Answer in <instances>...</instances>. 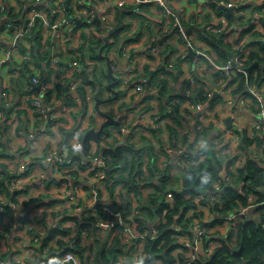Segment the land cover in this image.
Masks as SVG:
<instances>
[{"label": "trees", "instance_id": "trees-1", "mask_svg": "<svg viewBox=\"0 0 264 264\" xmlns=\"http://www.w3.org/2000/svg\"><path fill=\"white\" fill-rule=\"evenodd\" d=\"M145 5L147 4L142 3L130 6L133 9L130 16L136 19L140 26L136 33L131 36H127L126 39H123L122 33L127 31L132 23L121 22L120 10L117 14L118 24L115 25L113 29L108 31L104 26V23L99 18L92 15L93 9L91 5L88 6L87 14H82L80 17H74V9L71 6V0H66L63 11L67 16H69L68 20L69 23H72L73 31L81 25H96V38L91 42L89 58L87 59L92 63L98 61V63L103 64L100 67L98 63H94L92 67L88 66L90 71L83 70L76 72L73 77L68 78V85L70 81H79L78 93L83 105L82 108L72 111L76 120L79 121L78 123H81L89 113L88 88L91 89L94 96L104 99L103 90L108 87V85L104 86L103 82L105 79H108L110 82L112 81V77L107 71V58L110 56V49L113 46H117L119 55L123 56V45L141 40V36L144 33L142 25L146 22V16L144 17L138 9L141 8L143 10ZM208 6L212 7L215 12H217L216 16L221 14V9H218L217 4L213 1L209 2ZM32 7L33 5L31 4L25 8L23 12L20 10L16 14H13L12 10L8 7L9 13L14 18V24L22 27L26 26L28 22L27 11H29ZM37 7H39L38 4ZM125 7H129V5L127 4ZM77 8H82V5H79ZM126 12L127 11H124L123 13V19H127L128 15ZM211 15L212 14L209 12L206 14L204 22L197 24L198 27H202L200 32L201 37L207 40L213 50H216L219 53V57H222L223 62H226L231 58V53H234L235 55L242 54L246 55V68L252 64H254V66L248 70V82L246 74L244 73L228 75L223 71H216L213 72L211 74L212 76L207 78L206 81V77H199L197 74L199 86L196 88L195 97L198 101L205 103L212 109L220 100H222L223 94L220 91H217L216 93H220L221 95L212 101V97H209L207 94L208 89L211 87L209 83L214 82L219 89L220 87H223V83L226 82L224 87L226 89H231L234 96H243L245 98L252 99L254 103V111L257 112L258 109L255 107V103H258V101L249 90L248 84L262 86L264 83V40L259 42H249L245 46L235 47L229 41H225V39L230 35L228 29L234 22L232 15L227 13L229 21L223 32L218 31L216 29L217 25L211 23ZM50 16L52 17V20H55L58 17V14L54 13ZM161 19L162 22H160V26L162 27L158 30V33L165 34V32H163V26L167 23L169 18L161 17L160 20ZM3 21L4 18L2 17V12L0 11V29L5 27V23H3ZM170 21V29L174 32H180L177 25L174 24V21L172 19ZM207 25H212L213 28L207 29ZM253 26L254 23L251 28H253ZM148 27L150 28L148 31L155 28L150 25H148ZM32 31L33 38L31 42L33 46L31 59L25 60L20 66L16 65L14 71L19 73H29L31 75V68L29 64H33L42 71L43 79L47 73V80H49V77L56 71L54 68H51L50 62L51 57L55 52L53 38L49 40L46 47H44L42 42L44 20L41 17L37 18L36 25L33 27ZM112 31L113 34L110 36L109 41L106 42V35ZM186 32L189 36L190 31L187 30ZM254 34H260V31H254ZM36 35L37 37L35 38ZM181 37L182 41H184V35L181 34ZM169 38V35L165 34L164 37L151 41V45L148 48V58L151 60H157L160 57L168 69L179 70L178 77L174 80V83H176L183 73L181 64L184 60L189 59V57H187L184 52V54L180 57L174 58V67L171 68L169 60L174 56L177 48L173 42H169ZM240 39L241 37L235 41V45L239 43ZM0 43L5 45V43L1 40ZM80 46L81 45H75V47L69 50L67 58L61 55L64 59L62 61H64L65 65L68 64V61L72 62L75 60H78V62L81 63L83 62L84 64L86 63L85 56L76 54L77 47ZM247 51H249V53H247ZM21 52L25 53L26 47L22 46ZM111 65L116 67L118 62L112 59ZM98 69L101 70V76L96 80L95 74ZM142 75L143 74L139 73L140 78L143 77ZM149 76L150 70L146 72V75L144 74V77L148 78ZM99 82H102V84H99ZM170 84L171 81L169 78L157 79V73H155L152 78H150L147 90L149 91L152 89V86L157 85L159 87V89H157V97L144 94L143 100L147 101L148 105L141 109V111L147 112L152 110L153 107L156 108V106L151 104V101L156 99L160 103L161 109L157 111V114L152 115V117L155 118V121L159 122L161 119H167V117L172 116L173 125H166L167 129L170 131V138L167 145L168 147H166L159 139L153 143L152 140L146 137L143 133H141L138 140H135V136L137 135L136 132L140 128L146 132H151L153 128L152 124H135L130 126L131 130L126 134L123 141L116 144H110L109 146H100L97 153H91V142L93 140L101 141L106 137L112 136V132H110L108 126H106L100 138L89 136L87 148L84 152L82 148V152L78 153V158L81 159L84 156L92 161V158L96 154L100 153L107 157V169H109L107 185L112 192L116 189V187L122 186V197L126 198L125 193L128 195V208L132 206L133 201L130 195L134 193L140 208V213L136 215V222H138V228L141 231L148 229L147 225L149 221L156 219L158 216L166 217L163 219L162 223L157 226L159 230L158 235L152 237L147 235L145 238V251L148 254L146 257V263L153 264H184V260H179L176 256L172 255V251L177 247H180V244L174 243L177 240L176 234L179 233V230L175 228V224H173V222H177L184 230L189 231L188 229L191 228L189 223L204 215V211L194 212L191 217L188 219L186 218L187 213L191 209H196L198 207V203L195 201L196 197L201 193L205 194L216 190L215 184L221 178L223 171L228 170L232 172L234 174V179L231 182L223 180V185L220 190L222 196L218 201L214 202L211 208L214 212H220L221 214L234 212L240 207H248V211L244 216L238 219L237 227L234 230L227 235H222L221 237L219 236L221 245H219L217 251L213 253L208 260H202L199 264H243L244 260H246L245 264H264V149L263 152H261L260 149L262 140L258 136H250L246 128L237 129V132L245 139L244 144H240L239 147L240 149H245L248 155L245 163L241 167L236 168L235 172H233L231 167L235 164L239 156L236 155L231 157L230 154L223 153V150L228 148V146L219 147L216 143V140L221 133L214 135L215 131L220 129L215 127L213 121L209 125L204 126L202 130L206 137L205 146L196 148V143L191 141L190 133H183L181 138H179V131L183 132L184 130V118L180 105L174 104L172 100L174 97L180 96L184 92L185 85H189V79H184L182 88H179L178 90ZM120 85L121 82L118 86ZM67 87L68 86L66 84L56 83L54 86L48 88L44 96V102L54 106L53 109L48 110V113L58 110V102L56 101L64 103V105H75L77 103L73 97L68 96ZM27 91L35 92L36 90L31 85L28 86ZM125 92L119 90V97L122 93L127 94V91ZM0 98H2V96ZM112 98L113 97H110L109 100H112ZM135 108L138 107H134L131 110ZM0 109L4 110L3 108ZM19 112L22 113L21 110H19ZM111 114L113 115V113ZM37 115H40V113ZM157 116L159 117L158 119H156ZM67 118L68 117L66 116L61 117V119ZM2 119H0V144L2 139L6 138V132L10 128L9 120L11 119V112L10 117H5L4 120ZM19 119V129L21 126H24L25 128H27V126L30 127L29 118L23 120L20 116ZM55 121L56 120L51 119L50 116L47 117V119L43 118L38 120L37 118L36 125L39 127L40 124L45 123L50 127L55 123ZM90 121L93 125H97L98 123L97 117L94 114H91ZM78 126L79 124L71 129V131L77 133ZM62 130L64 134L62 143L66 146L70 143L71 135L66 138L68 130L63 127ZM120 130L121 125L118 126V131ZM27 132H29V130H27ZM153 132L158 134L161 130L160 128H157V130ZM196 132L198 135L200 134L198 126H196ZM28 134L30 137H33L35 132ZM255 140L259 143L258 152L260 153L261 158L253 152L252 147ZM156 143L160 144V150L162 151L161 154L164 157V164L161 165L159 163L160 155L157 154L155 150ZM180 144L182 146H180ZM168 148L183 150L179 153L171 155L168 153ZM70 152L72 153L75 151L72 149ZM1 157L2 155H0V158ZM174 164L178 167L177 173H172L170 170L171 166ZM34 165L35 164L31 163L30 167L32 168ZM80 167L86 168L83 164H80ZM25 172V174L28 173L27 171ZM73 174H78V171H74ZM14 176L15 174L10 172L8 165L0 163V196L1 194L9 197L12 196L10 191V181ZM175 180L179 181L180 186L173 187L170 185V183ZM66 181L68 180H62V182ZM144 189H147V193L143 192ZM25 191L26 188H21L20 191L15 193V195L17 196L18 194L20 195L21 193H26ZM168 192H172L174 195V201L172 203L166 200ZM41 198L44 197L41 196ZM37 199L38 198L32 199V201H38ZM41 203L50 204L53 203V201L48 202L44 200ZM97 208V215H103L106 217V212L101 205H98ZM176 214H180L178 219H175ZM75 220L78 221L77 218H75ZM218 222V220L214 221L213 225ZM87 226L88 223L86 222L81 224V227ZM69 230L70 229L68 228L53 230L50 235L44 238L43 245L47 244L50 239L56 237L60 232L68 234ZM115 230V227L112 228V231ZM120 241L121 240L118 235H116L111 243L109 241H105L102 247L96 249L95 242L90 245H84L81 243V240L77 238L76 248H72L82 255L84 259L83 264H120V257L122 255ZM59 242L62 245H67L65 242ZM241 246H243V249L242 253L239 254L237 253V250Z\"/></svg>", "mask_w": 264, "mask_h": 264}, {"label": "built area", "instance_id": "built-area-1", "mask_svg": "<svg viewBox=\"0 0 264 264\" xmlns=\"http://www.w3.org/2000/svg\"><path fill=\"white\" fill-rule=\"evenodd\" d=\"M37 0H31L30 3H32L33 7L27 11V18L28 22L26 26H19L15 25L13 20L14 18L11 16V14L8 11V5L4 2L0 3V11L2 12V17L4 18L3 23H5V27L3 29H0V40L5 43L6 46L2 45L0 43V76L2 75V72L6 70V65L10 64L12 61L19 62V64H23L25 60L31 59V52H32V38H33V27L36 25V21L38 17H41L44 20V32H43V38L42 42L44 44V47L48 44L49 40L52 39V35L56 34V39L58 38L59 42L62 43V47H65L64 40L67 39L66 35L65 37L62 35V32L67 29L68 32L73 31L72 23H69V20L67 19H59L58 17L55 20H52L51 16L46 15V11L41 9L40 7H37L36 2ZM132 2L133 4L139 5L142 3H148L150 1H156L159 5L164 7L166 15H168L169 19L174 21V24L180 25L179 28L182 35H184V39L186 40L187 45L192 44L189 36L187 35L186 30H184L181 14L179 12L174 11L166 2V0H98L96 6L93 9V6L91 5L93 12L92 15L96 16V18H99L103 23L106 29L109 31L115 27V21H118L117 14L119 10L128 4V2ZM221 3H224L227 6H240L242 4H247L248 0H218ZM264 4V0H260ZM66 0H57V9L63 10L65 7ZM90 6V5H89ZM87 8L86 12H82L79 14L78 17L82 14L88 13V6H84ZM83 8V7H82ZM80 8L79 10H84ZM54 13H56V9H54ZM75 17V16H74ZM136 20V19H135ZM65 21V22H63ZM69 25L68 28H65L63 25ZM137 23V21H136ZM71 24V25H70ZM138 24V23H137ZM64 26V28H63ZM212 25H207V29H212ZM218 31L223 32L224 27H216ZM52 31V35H51ZM74 42L76 46H78L79 38L78 36L73 37ZM140 41V40H139ZM137 41L132 43H127L123 45L122 47V53L124 55H129L131 58L132 53L134 50H132L129 46L136 44ZM26 47V52H21V47ZM132 47V46H131ZM60 49L59 53L53 54L51 57V66L56 70L53 73L52 79L47 80V73L45 75V78L43 79L42 71L35 67L33 64H29L31 68V85L34 87L41 85V90H36L33 95V99L31 101V112H29L28 118L30 119V123L33 121H36V119H47V117H52V113L48 110H51L54 108L51 104H46L44 102V96L47 92L48 88L54 86L56 83L66 84L68 87L67 94L68 96L73 97L77 103L75 105H64L60 107L61 104L58 102V108H61V111L72 113L73 110H78L82 108V100L80 98V95L78 93V84L77 82L70 81L68 85V78L73 77L76 72H80L83 70L90 71V68L88 67L89 64L87 62H91L90 60L86 59V63L78 62V60L69 62L68 64H64L63 57L61 56V52L66 50L65 48ZM131 53V54H130ZM249 53V51H247ZM202 56L208 57L206 53L200 50V53H197L196 60L198 62V59L201 60ZM174 56L169 60L170 67H174ZM209 58V57H208ZM113 59V58H112ZM195 59V58H194ZM211 60L213 71H223L224 73L228 75H236L239 73L246 74L247 82L249 81L248 78V70L246 68V55L242 54H234V56H231L230 59H228L224 63L217 62L215 60ZM92 63V62H91ZM133 75V72L131 69H128L127 72L123 75L121 80V85L125 88V91H127V94L125 96L130 95L132 91V87L134 88L135 93L141 94L144 96L145 92L147 91L146 81L149 79L147 77H144L143 79L136 81L133 86L131 87V77ZM189 85L186 86L185 91L180 96H176L173 98L172 102L174 104L180 105V109L182 114L186 117L189 116L191 118V114L196 112L197 117L195 121L197 122V126L199 129L200 134L198 135L197 132H190L191 141L196 143V146L202 147L205 144L206 137L205 134L202 132L203 127L209 125L213 121V116L215 113H212L213 109L208 107L205 103L198 101L195 97L196 88L199 86V82L197 79V75L193 74L189 76ZM130 83V84H129ZM119 86V87H120ZM248 88L251 91V93L256 97V100L258 103H255V107L258 109V115L259 119L253 122L251 125L248 126V133L252 137H260L262 140V144L260 145L261 152H263L264 149V83L262 86H257L255 84H248ZM226 89V88H225ZM223 88L215 89V88H209L208 89V96L213 97L214 94H216L217 91H220L223 96L225 103H228V105L233 108V111H236L238 109H241L242 106L247 105L250 103L251 105H254L252 99L245 98L243 96L236 97L233 95L232 91L225 90ZM231 90V89H230ZM13 89L8 85H5L4 88L0 90V95L7 96L11 94ZM126 93V92H125ZM97 97L94 96V94L91 92V89L88 88V101L90 99H96ZM143 109V108H142ZM135 110L140 111V122H137L136 124H146L145 122L148 121V118L144 113V111H141V108H136ZM110 113H113V110H107ZM152 111V110H150ZM56 112V111H55ZM40 113V115H37ZM92 113H88L87 117L83 119V121L78 126L77 133L80 134V137L84 136L85 132L91 128V127H98L97 125H92L90 121V116ZM98 111L96 114V117L98 116ZM155 114L152 113L151 116ZM5 112L0 109V118L4 117ZM123 115L122 113L119 114ZM21 115L18 114V118ZM114 116V115H113ZM62 116L58 118V120L61 119ZM116 117V116H114ZM32 118V119H31ZM139 120V119H138ZM187 119L184 118L183 122L188 123ZM239 121V118H238ZM12 122V120H11ZM56 123V121H55ZM36 124V123H35ZM42 125V124H41ZM234 128L232 130V135L230 137L229 141L228 134L225 131L217 130L218 134L220 136L218 138H221V146H236V148H239L237 153H234L233 157L238 155L239 161L236 165H233L231 170L235 172L237 166H239V162L241 161L242 154H244V157L242 158V161L245 162L247 158L246 151H241L239 145L242 144V137L237 132L238 129V123H237V117L233 121ZM130 126H132L130 124ZM126 126L125 124L121 125V130L112 132V135L116 137V141L112 144L119 143L125 139V136L127 133L130 132L131 127ZM38 128V127H33ZM35 132V131H34ZM103 134V133H102ZM111 137V136H110ZM109 138V137H106ZM105 138V139H106ZM217 138V139H218ZM245 140V139H244ZM217 141V140H216ZM79 148H82V142L78 144ZM100 146H103V141H97L93 140L91 142V153L95 154L97 153V150L100 148ZM74 150L76 152V149L72 146L71 142L65 146V144L62 143V147L57 149H54L51 151L46 158H44V162L46 161L47 164H50V166L55 171V176L50 179H45L47 168L43 167L41 165L42 163V156L43 154L38 150L36 152L35 150H32L31 152H28L24 157L18 159L17 166H12L10 172L15 174V176L10 181V191L12 193V196L9 197L7 195L1 194L0 196V239L4 240L5 243L8 242H14L18 244L19 248H14L12 252L7 256L6 253H2L3 255L0 256V264H83V257L80 255L76 250H74L72 247L76 248V242L77 238L81 240V243L84 245H90L94 242H96V239H99V234H94L88 230V227H81V224L83 222L88 223L89 218H86L85 215L89 213V209L85 207V205L81 202V200L75 195L70 194L69 195V204L75 205V217L73 219H69L67 221H64L62 224H60L58 229L60 228H68L69 233H58L56 237L50 239L47 244L43 245L44 238H46L48 235L45 234L42 236V230L44 229V225L40 223H36L33 219L26 218L25 221H18L17 215L12 217V214H16L15 210L19 207V197L14 195L16 192H18L22 186H26L25 184V176H37L40 178V184L41 188L48 190V184L52 182H57L58 179H66V185H68L69 182H72L77 176H79L81 173L85 172V177L93 176L96 180L91 181V179H88L87 177L84 179V184H89V189H92L94 191V194H101L102 190H108L107 185V178H108V172L109 169H107L108 161L107 157L100 153L96 154L92 161L89 158L82 157L81 159L78 158V153L70 152L71 150ZM183 150V149H182ZM181 149H174L169 148V152L171 154H176L182 151ZM79 152V151H78ZM256 155H258L256 153ZM34 158H38L34 160ZM31 163L35 165H39V170L37 171L35 169V165L31 168ZM38 163V164H36ZM80 164H83L86 168H81ZM27 171L28 173L25 174ZM74 171H78V174H73ZM234 179V174L228 170H225L221 174V178L217 183L215 184L216 190L212 192L207 193H201L199 194L195 201L198 203V207L196 209H191L188 213L186 218L188 219L193 215L194 212H201L204 211V215L202 217L196 218L194 221L190 222L189 225H191V228L188 229L189 231L184 230L177 222H173L175 224V228L179 230V233L176 234V242L180 244V247H177L172 251V255L176 256L179 260H184V264H199L202 260H208L210 256L215 253L221 245V240H219V236L221 237V231H224V226H221V221L226 222L227 226L229 227L230 232L234 230L237 227L238 219L242 216H244L247 211L248 207H240L238 210L234 212H228V215L225 216L223 213L217 212L218 214L223 215L222 218H220L217 224L213 225V220L211 218H207L205 215V210L211 211V207L214 204V202L218 201L222 194L220 192L223 180L227 182H231ZM58 183V182H57ZM92 186H91V185ZM91 186V188H90ZM58 185L55 183L51 190H57ZM28 188V187H27ZM68 192V189H67ZM109 192H111L109 190ZM112 197V194H111ZM123 200V199H122ZM166 200L170 203L174 201V195L172 192H168L166 196ZM133 201V200H132ZM126 201L123 200V203H120L118 199L112 198L111 201H108L106 203H102L100 200H97V203L101 205V207L106 212V217L103 215L98 216L97 219L94 221L95 225L102 226L105 228H116L115 231H113L112 236L110 238V243L112 242L113 238L118 235L122 250V255L120 257V264H153V263H146V257L147 253L145 251L146 244H145V238L147 235L157 236L159 233V230L157 228L158 225H160L165 219V216H158L156 219L149 221L147 227L148 229H145L144 231H141L138 228V222H136V215L140 213V208L138 203H132V206L130 208V213L127 212L126 207ZM98 206V205H97ZM94 208L93 212L96 211V214L98 212V208ZM212 212V211H211ZM216 213V212H214ZM39 214L36 211V215ZM31 217H34V212L29 214ZM180 217V214L175 215V219H178ZM75 218L78 219L75 220ZM205 222V224H204ZM198 230L197 233L194 231ZM41 231V232H40ZM53 231V230H52ZM51 231V232H52ZM229 232V233H230ZM227 233V234H229ZM218 234V236H217ZM226 234V235H227ZM225 235V234H223ZM59 241L67 243V245H62ZM43 245V246H42ZM172 245V244H171ZM21 249V251H19ZM88 254V253H87Z\"/></svg>", "mask_w": 264, "mask_h": 264}, {"label": "crops", "instance_id": "crops-1", "mask_svg": "<svg viewBox=\"0 0 264 264\" xmlns=\"http://www.w3.org/2000/svg\"><path fill=\"white\" fill-rule=\"evenodd\" d=\"M97 1L98 0H71V6L74 9L73 16L78 17L80 13L86 12L87 8L84 6L92 5L94 9V7L97 4ZM211 1L212 0H166L168 5L174 11L179 12L181 14L182 22H184L183 24L184 30L190 31L189 38L191 40L193 47L195 48V50L198 51V53H200L201 50L204 53H206V55L212 60H215L220 63L221 62L224 63L222 61V57L221 58L219 57V53L216 50H213L209 42L201 37L200 32L202 30V27H198L197 25L204 22L206 18V14H208L209 12L212 14L211 23L216 24L217 25L216 27H224V30L227 27L229 21L227 13L232 15V17L234 18V22L228 29L230 35L225 39V41H229L235 47L245 46L249 42H255V41L259 42L261 40H264V4L262 1L248 0L247 2L250 3L251 5L242 4L240 6H237L233 11V13H231L226 9L221 8V14H219L218 16H216L217 12H215V10L212 7L208 6V3ZM1 2L6 3L8 7L12 10L13 14L18 13L20 10L23 12L25 8H27L29 5L32 4L30 3L31 0H0V3ZM36 2H37L36 5L38 4L41 9L46 11L47 16L54 14V9H56V13L58 14L59 19H63V20L69 19V16H67L63 10L57 9V0H37ZM146 4L147 5H145L143 10L141 8L138 9V11L142 15H144V17L146 16L145 17L146 22L142 25V30L144 31V33L141 36V40L137 41L136 44L131 45L132 47L129 46L132 50H134L133 52H131L133 57L131 58L129 55L120 56L118 53V49L116 48L115 50H113L112 54H110V56L108 57L110 59V62L109 59L107 58L108 66L111 64L112 58L116 62H118V65L116 67H113L114 74L119 79H121L123 75L127 72V70L131 69L133 72V75L130 79L132 84L131 87H132L136 81L143 79L144 74L146 75V72L150 70V76L148 77L149 79L152 78V76L155 73H157V79L169 78L171 81L170 85H173L176 90L182 88L184 79H188L190 75L198 74L199 77H206L205 81L207 80V78L211 77L212 76L211 74L214 72L212 68L211 60L205 56H202L201 60L198 59V62L196 60V57L195 59L190 58L188 56L189 45H187L185 39H184L185 42L182 41L180 32H174L173 30L170 29V23H171L170 19H168L167 23L164 24L163 32H166L165 34L169 35L170 37L169 42H173V44L177 48L176 49L177 51L174 53V57L175 58L180 57L181 55L184 54V52L187 55V57H189V59L184 60L181 64L183 73L179 77L178 82L174 83V80L176 77H178L179 70L168 69L164 64V62H162L160 57L157 60H151L150 58H148V53H149L148 48L151 45V41L160 39V37L162 38L165 35L163 33L162 34L158 33V30H160L162 27L160 26V22H162V19L160 20V18L161 17L169 18V17L168 15H166L164 7L162 9L161 5H159L156 1H150ZM79 5H82L84 10H79L77 8ZM128 5L129 7H125V6L122 7V8H127L126 9L127 10L126 13L128 15L127 19L126 18L123 19L124 18L123 14L122 16H120V19L122 23H132L130 28L127 31L123 32V33H128L131 36L138 31L140 24L139 23L137 24L136 20L130 16V13L133 11V9L130 6L135 4L129 1ZM253 23L254 26L253 28H251ZM148 25L153 26L155 28L153 30L148 31L150 29ZM64 26L65 28H68L69 25H64ZM254 31H260V34H254ZM239 37H241V39L239 43L235 45V41ZM54 41L56 42L54 54H56L60 52V49L63 50L62 48L65 47H62V43L59 42L58 38L56 39L54 37L53 42ZM79 44L80 42L77 45ZM94 63L97 64L98 61L93 63L87 62V64H89L90 67H92ZM98 64L100 65V67L103 65L101 63ZM16 65L20 66L22 64H19V62L16 61H12L11 64L5 66L6 70H4L2 72V75L0 76V90L4 88L5 85H8L9 88L11 87L13 89L12 93L7 96L0 95V97L2 96V98H0V108L4 109L3 106H7L10 108V112H11V119L9 120L10 128L6 132V138L2 139L0 144V155H2V157L0 158V163L8 165L9 168L11 169L12 166H17L19 158L21 159L23 157L24 159L25 158L24 156L28 152H31L32 150L36 149V152L39 150L41 154L44 155V157L42 156L41 159L42 160L41 165L47 168L45 179H50L55 176V171L50 166V164H47L46 161L44 162V158H46V156L51 151L57 149V147L58 148L62 147V139L64 135L62 127L68 130L66 138H68L71 135L70 142L72 146L76 149L75 153L82 152V148L80 149L78 144L82 142L83 138L80 137L79 133H74L71 131V129H73L80 123H78L79 121L76 120L75 116L72 113H67V112L63 113L61 111V108L60 109L57 108L58 110L52 113V117H51V119L56 120L54 126L49 127L47 126V124L43 123L42 125L40 124L38 127L35 124L36 121L34 122L32 121L30 123V127L27 126V128H25L24 126H21V128L19 129L18 127L20 126V119L18 118V114L21 115V118L23 120H26V118L30 116L29 112H31L30 107L34 92L27 91L28 86H31L30 74L22 73V72L19 73L17 71H14ZM250 66L253 67L254 64ZM51 68H53V66H51ZM171 68H173V66H171ZM152 70L154 71V73H152ZM139 73L143 74L142 75L143 77L140 78ZM52 76L53 74L49 78L52 79ZM209 84L211 85L210 88L218 89L217 85H215L214 82H210ZM225 84L226 82L223 83L222 85L223 87L221 88L225 89L224 87ZM117 86L115 85L114 88L117 89L118 91L121 90L125 92V88L123 86L120 87ZM133 87L130 95L125 96V94L122 93L121 96L119 97V93H118L117 98L114 97L115 93L112 89L109 88V86L104 88L103 98L104 100H106V102L101 103L100 108L106 111L114 109L113 115L116 116L115 118H118L120 113L123 114L120 124L118 125L109 124L112 126L109 129L110 132L113 131L116 132L118 130V126L120 125L123 126L124 124L126 125V123L127 122L129 123L131 119H132L131 125H135L137 122H140V114L137 113L138 115L137 116L136 113H134L136 108L133 110L131 109L134 107H139L142 109L148 105V102L143 100L144 96H142L141 94L133 93L134 91ZM157 89H159V87L157 85H154L152 86V89H150L149 91L147 90L145 92V95L148 94L157 97V92H158ZM225 90L231 91L230 89H225ZM220 95L221 94L219 93L217 97H219ZM110 97H113L112 100H109ZM94 103H95L94 99H90L88 101L89 113H92L94 110L97 114V111L93 107ZM151 104H153V106H156V108L153 107L152 111H147L142 113H144L147 117H150L148 118V121H146L145 123L152 124L153 126L152 131L146 132L140 128L136 132L137 135L135 136V140H138L141 133H143L146 137L151 139L153 143L155 141H158L159 139L166 147H168L167 145H168V140L170 138V131L167 129L166 125L167 124L173 125V118L172 116H169L167 117V119H161L159 122L155 121V118L152 117L151 114L152 112L157 114V111L161 109V106L158 100L156 99H153L151 101ZM212 109H213L212 113H215L213 116L214 118L213 122L215 127L219 128L220 131L225 130L227 132V130H229L227 132L228 134L227 138L229 139L230 142H232V140H230V137L232 136L230 135L232 134L231 129L234 128V125L232 127L227 126L226 118L228 116H232V122L237 117V123L239 124L237 126L238 129H244V128L248 129L249 125H251L253 122H255L260 118L258 115V111L255 112L254 106L251 105L250 103H248L245 106H242L241 109L233 111V108H231L228 105V103H225L224 96L222 100H220ZM19 110H21L22 113H20ZM3 111L6 112L5 109ZM10 112L8 117H10ZM197 115L198 114H196V112L191 114V118L189 117L190 115L186 117L183 115V118L187 119V121L191 119L192 123L183 122L184 130L182 129L183 132L179 131V138H181L183 133L196 132L197 122L195 121V119ZM60 116H66L68 118L58 120ZM5 117H7V115H4V117H1L0 119L3 118L2 120H4ZM158 118L159 117L157 116L156 119ZM104 120L105 117L98 114L97 121L99 126L102 124ZM90 124H91L90 126L93 125V123ZM33 127H38V128L34 129ZM157 128H160L161 132L155 134V132L153 131H156ZM27 130H29V132H27ZM34 131H35V135L33 137L31 136L32 137L31 138L28 133H32ZM256 140L252 147L253 152H255V154L259 150V145H258L259 143H257ZM102 141H103V146H109L110 144L116 141V137L113 134L111 137L103 139ZM205 145H206V141L204 146ZM180 146L182 145L180 144ZM232 147L234 146L228 147L225 150V152L227 153L228 150L231 149ZM196 148H201V147L196 146ZM155 150L157 154L160 155L159 158L160 165L164 164V157L161 154L162 151L160 150L159 143H156ZM168 153H170L169 148H168ZM239 158L237 159L234 165L238 163ZM36 159L38 158H34V160ZM240 160H241L239 162L240 164L239 166H237V168L241 167L245 163L244 161H242V158ZM38 166L39 165H35V169L37 171L39 170ZM170 170L172 173H177L178 167L174 164L173 166H171ZM25 177L26 178L24 179L26 186H22V188H26L25 191L26 193H21L20 195L19 194L17 195L19 197L18 198L19 207L16 208L15 210L16 214H12V217L17 215L16 217L18 221L20 220L25 221L26 218H29V220L33 219L36 223H40L44 225V229L42 230V236H44L45 234L50 235L52 230L58 229L57 226L62 224L64 221L73 219L75 217L74 211L76 206L75 205L71 206L68 202L69 195L75 194L85 205V207L89 209V213L85 215L86 218H89V222L87 226L88 230L91 232V234L92 233L99 234L100 236L99 239H96V247L98 248L100 244H103L105 241L110 242V238L113 233L112 229L94 224V221L97 219V214L96 211L93 212V209L96 208L97 205H99V203H97V200H100L104 204L108 201H111L112 198L113 199L116 198V195L119 193V191L116 192L117 189H120L121 198L124 201H126L128 195L127 193H125L126 198L122 197L123 196L122 186L116 187V189L113 192L110 190V188H108V190H102L101 194L97 195L94 194V191L92 189H89L88 187L89 184L86 185L84 184L83 181L87 177V176L85 177V172L77 176V178H75L72 182H69L68 185L62 183L61 180H59L58 183L51 181L48 184V190L41 188V184H40L41 180L37 176L32 177L26 175ZM87 178L91 179L93 183L96 180L93 176H89ZM55 183L58 185L57 187L58 189L50 191ZM109 190L111 192H109ZM144 190H146L145 192H147V189ZM41 196H43L44 198H41ZM130 196H134V193H132ZM36 198H38L37 199L38 201H32V199H36ZM44 200L48 202L53 201V203L50 204L41 203ZM126 207L128 209L127 212L130 213L131 207L128 208L127 202H126ZM210 209L212 212L205 210L206 217L211 218L213 221L219 220L220 218L215 217V213L212 210V208ZM36 211L39 214L36 215ZM32 212H34L35 215L34 217H31L29 215ZM226 224H227L226 222L221 221V226H224ZM224 229H225L224 231H221V236L223 234L226 235L227 233L230 232L228 226H224ZM5 241H7V239L4 240L0 239V256L3 255L2 253H6L7 256H9V254L12 252L14 248L20 247L18 244L14 242L5 243ZM19 251H21V249H19Z\"/></svg>", "mask_w": 264, "mask_h": 264}, {"label": "water", "instance_id": "water-1", "mask_svg": "<svg viewBox=\"0 0 264 264\" xmlns=\"http://www.w3.org/2000/svg\"><path fill=\"white\" fill-rule=\"evenodd\" d=\"M212 1H213L215 4L218 5V8H220V9H221V8L226 9V10L230 11L231 13H233V11H234L235 8H236V6H227V5H225L224 3L219 2L218 0H212ZM126 9H127V8H121V9H120V14H121V16H122V14H123L124 11H127ZM180 27H181V26L178 24V25H177V28H180ZM112 34H113V31L106 35V37H105L106 42L109 41L110 36H111ZM37 35H38V33H37ZM37 35L35 36V38L37 37ZM185 40L188 41L187 38H185ZM55 44H56V42L54 41V45H55ZM197 53H198V51L195 50V48L193 47V45H192V44H189L188 56H189L190 58L194 59L195 56L197 55ZM231 56H234V53H231ZM108 59H109V58H108ZM109 62H110V59H109ZM251 67H252V66H249V67L247 68V70H249ZM152 73H154L153 70H152ZM109 74H110V76H111L112 79H113V80L111 81V83L109 84V88L112 89V90L114 91V93H115L114 97L117 98L119 91H118L117 89H115L114 86H115V85L117 86V85L119 84L120 79L114 74V68H113V66H112L111 64L109 65ZM149 82H150V79H148V80L145 82L147 88H148ZM35 89L38 90V91H40V90H41V85L36 86ZM218 95H219V93L214 94V96L212 97V100H214ZM104 102H106V100L101 99V98H98V97L96 98V105H95V107H96L98 113H99L100 115H102L103 117H105V120L102 122V124H101L100 126H98V127H91V128H89V129L85 132V134H84V136H83V140H82V148H83V152H84L85 149L87 148V141H88L89 136H94V137H96V138H100V137L102 136V133H103L104 130H105V127H106L107 125H109V124H115V125H118V124H120V122H121V119H122L123 115H120L118 118H115V117H114L109 111H106V110H103V109L100 108L101 103H104ZM59 106L62 107V106H63V103H61ZM3 107H4V109L6 110V115H7V117H8V116H9V112H10V108L7 107V106H3ZM226 124H227V126H229V127H232V126H233L232 116H228V117L226 118ZM241 143L244 144V138L242 139V142H241ZM224 215L227 216L228 213H226V214H224ZM215 217H216V218H222L223 215L218 214V213H215ZM204 224H205V222H204ZM194 232L197 233L198 230H195ZM242 249H243V246H241V247L237 250V253L241 254V253H242ZM245 262H246V260H244L243 264H245Z\"/></svg>", "mask_w": 264, "mask_h": 264}, {"label": "rangeland", "instance_id": "rangeland-1", "mask_svg": "<svg viewBox=\"0 0 264 264\" xmlns=\"http://www.w3.org/2000/svg\"><path fill=\"white\" fill-rule=\"evenodd\" d=\"M118 24V21H115V25H117ZM96 29H97V27H96V25L95 24H91V25H81V26H79L76 30H74V31H70V32H68L67 31V29L66 30H64L63 32H62V35L65 37L66 35H68L67 36V39L66 40H64V44H65V47L67 48V50H65L64 52H62L61 53V55L63 56V57H65V58H67L68 57V55H69V50H71L73 47H75V42H74V39H73V37L74 36H78V38H79V42H80V44L79 45H81L80 47H77V50H76V54H79L80 56L82 55V56H85L86 57V59L87 58H89V53H90V49H91V42L96 38ZM166 33V32H165ZM51 35H52V31H51ZM129 34L128 33H123V35H122V38L124 39V38H126L127 36H128ZM52 37L54 38V37H56L54 34L52 35ZM66 38V37H65ZM78 42V43H79ZM117 48V46H113L111 49H110V54H112V52H113V50H115ZM107 71H108V73H109V66H108V68H107ZM110 75V74H109ZM92 76H93V74H92ZM100 76H101V70L100 69H98V70H96V74H95V79L97 80V79H99L100 78ZM105 82V83H104ZM104 85H108L109 86V84L111 83L108 79H105L104 80ZM102 84V82H99V84ZM132 89V88H131ZM133 93H135V92H133ZM135 95H137V94H135ZM94 105H93V107H94V109L97 111V109H96V107H95V105H96V99H94ZM136 111V112H135ZM134 111V113H136V115H137V113L138 114H140V111L139 110H135ZM152 113H154V112H152ZM93 114L96 116V112L93 110ZM138 116V115H137ZM135 121V120H134ZM213 121H214V119H213ZM131 122H132V119L129 121V123L127 122L126 123V125L129 127V125L131 124ZM190 123H192V120L190 121ZM55 125V123L52 125V126H54ZM108 126V128L110 129L112 126L111 125H107ZM227 130V129H226ZM225 132V131H224ZM218 133V131H216L215 133H214V135H216ZM216 143L218 144V143H221V138H218L217 139V141H216ZM218 146L219 147H221V145L220 144H218ZM227 149V148H226ZM225 149V150H226ZM236 149V150H235ZM225 150H223V153H225V154H230L231 155V157H233V155H234V153H237L238 152V150H239V148H236V146L235 147H232L231 149H229L228 150V152L226 153L225 152ZM241 151H246L245 149H240ZM255 153V152H254ZM258 155H259V158H261V155H260V153L259 152H256ZM242 154V157L241 158H243L244 157V154L243 153H241ZM59 180H63L62 178L61 179H58L57 180V182H59ZM62 183H66V182H62ZM170 185L171 186H173V187H175V186H180V183H179V181L178 180H175V181H173V182H171L170 183ZM51 188V187H50ZM109 188V187H108ZM117 191H119V193L116 195V199H118V201L120 202V203H123V200H122V198H121V193H120V189H117L116 190V192ZM146 190H143V192L144 193H147V192H145ZM55 192H57V191H55ZM131 198H132V200L134 201V203L136 202L137 203V198L135 197V196H131ZM225 226H227V225H225ZM95 244H96V242H95ZM102 245L103 244H100V246L97 248L96 247V249H99L100 247H102Z\"/></svg>", "mask_w": 264, "mask_h": 264}, {"label": "flooded vegetation", "instance_id": "flooded-vegetation-1", "mask_svg": "<svg viewBox=\"0 0 264 264\" xmlns=\"http://www.w3.org/2000/svg\"><path fill=\"white\" fill-rule=\"evenodd\" d=\"M99 98V97H98ZM102 99V98H101Z\"/></svg>", "mask_w": 264, "mask_h": 264}]
</instances>
